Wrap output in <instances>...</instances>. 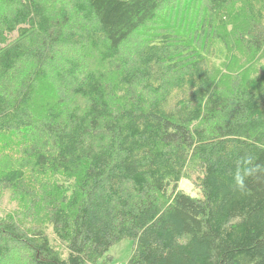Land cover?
I'll return each mask as SVG.
<instances>
[{"label":"trees","instance_id":"trees-1","mask_svg":"<svg viewBox=\"0 0 264 264\" xmlns=\"http://www.w3.org/2000/svg\"><path fill=\"white\" fill-rule=\"evenodd\" d=\"M124 240L264 264V0H0V264Z\"/></svg>","mask_w":264,"mask_h":264},{"label":"rangeland","instance_id":"rangeland-1","mask_svg":"<svg viewBox=\"0 0 264 264\" xmlns=\"http://www.w3.org/2000/svg\"><path fill=\"white\" fill-rule=\"evenodd\" d=\"M182 190H184L187 194L191 196H198L199 190L193 185L192 182L183 181L181 184ZM5 204L4 209L10 210L14 207L13 203L9 202L8 196L6 200L3 201ZM60 249L65 253V257L67 256V250L64 248L62 244H60ZM133 252V243L130 240H124L114 246L107 255L101 261L102 264H127L130 260Z\"/></svg>","mask_w":264,"mask_h":264},{"label":"clouds","instance_id":"clouds-1","mask_svg":"<svg viewBox=\"0 0 264 264\" xmlns=\"http://www.w3.org/2000/svg\"><path fill=\"white\" fill-rule=\"evenodd\" d=\"M246 163L247 164H251L252 163L250 157L247 158ZM259 167H260L259 165H256L255 167H246L243 170V174H241V172L238 170L236 175H235V180H236L237 185L242 188L244 186L245 177L251 175L254 171L259 170Z\"/></svg>","mask_w":264,"mask_h":264}]
</instances>
